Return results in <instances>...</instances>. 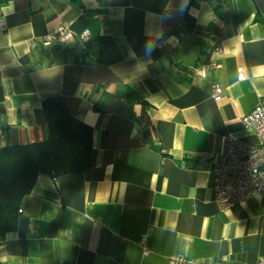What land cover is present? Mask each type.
<instances>
[{
	"label": "crops",
	"instance_id": "obj_1",
	"mask_svg": "<svg viewBox=\"0 0 264 264\" xmlns=\"http://www.w3.org/2000/svg\"><path fill=\"white\" fill-rule=\"evenodd\" d=\"M1 8L0 146L45 141L43 102L52 97L94 137L91 169L38 177L16 231L0 238V264L264 259V194L221 210L213 173L227 138L260 143L243 123L264 99L256 0H10ZM62 27L72 36L44 47ZM208 64L217 68L204 72Z\"/></svg>",
	"mask_w": 264,
	"mask_h": 264
},
{
	"label": "trees",
	"instance_id": "obj_2",
	"mask_svg": "<svg viewBox=\"0 0 264 264\" xmlns=\"http://www.w3.org/2000/svg\"><path fill=\"white\" fill-rule=\"evenodd\" d=\"M43 109L45 141L0 146V238L16 231L24 198L40 175L58 179L92 168L93 128L74 117L61 97L46 99Z\"/></svg>",
	"mask_w": 264,
	"mask_h": 264
},
{
	"label": "built area",
	"instance_id": "obj_3",
	"mask_svg": "<svg viewBox=\"0 0 264 264\" xmlns=\"http://www.w3.org/2000/svg\"><path fill=\"white\" fill-rule=\"evenodd\" d=\"M6 1L10 0H0V34L8 30L1 8ZM71 36L67 27L59 28L55 33L44 37L43 46L50 47ZM89 36L90 32L86 31L81 34L80 39L87 40ZM218 50L221 51L220 48ZM214 68H217L215 64H208L202 70L206 72ZM239 79H244L243 72H240ZM222 94L221 88L216 87L214 98L219 100ZM243 123L257 134L260 143L252 145L232 138L226 139L213 168L215 203L221 210L232 208L257 194H264V99L243 118ZM170 264H186V261L183 258H171ZM259 264H264V259Z\"/></svg>",
	"mask_w": 264,
	"mask_h": 264
},
{
	"label": "water",
	"instance_id": "obj_4",
	"mask_svg": "<svg viewBox=\"0 0 264 264\" xmlns=\"http://www.w3.org/2000/svg\"><path fill=\"white\" fill-rule=\"evenodd\" d=\"M256 2L264 15V0H256Z\"/></svg>",
	"mask_w": 264,
	"mask_h": 264
}]
</instances>
